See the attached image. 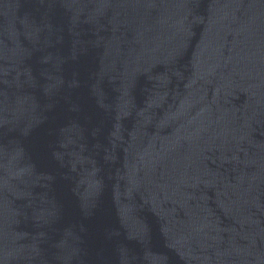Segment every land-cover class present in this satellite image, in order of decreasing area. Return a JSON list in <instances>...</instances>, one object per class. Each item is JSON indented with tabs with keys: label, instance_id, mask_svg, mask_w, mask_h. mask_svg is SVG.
<instances>
[{
	"label": "water",
	"instance_id": "obj_1",
	"mask_svg": "<svg viewBox=\"0 0 264 264\" xmlns=\"http://www.w3.org/2000/svg\"><path fill=\"white\" fill-rule=\"evenodd\" d=\"M0 264H264V0H0Z\"/></svg>",
	"mask_w": 264,
	"mask_h": 264
}]
</instances>
